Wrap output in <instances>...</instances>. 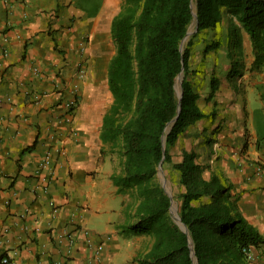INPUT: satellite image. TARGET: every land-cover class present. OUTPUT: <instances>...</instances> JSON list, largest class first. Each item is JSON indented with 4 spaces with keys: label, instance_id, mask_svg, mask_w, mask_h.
Segmentation results:
<instances>
[{
    "label": "crops",
    "instance_id": "1",
    "mask_svg": "<svg viewBox=\"0 0 264 264\" xmlns=\"http://www.w3.org/2000/svg\"><path fill=\"white\" fill-rule=\"evenodd\" d=\"M117 13L116 0H0V259L8 264H139L152 246L146 233L119 235L138 201L117 192L111 176L123 158L100 138ZM204 32L195 49L203 55L190 61L200 69L191 83L204 118L170 154L178 162L183 151L197 153L205 177L229 185L238 213L264 236V69L250 74V39L231 16ZM249 264H264V244Z\"/></svg>",
    "mask_w": 264,
    "mask_h": 264
},
{
    "label": "trees",
    "instance_id": "2",
    "mask_svg": "<svg viewBox=\"0 0 264 264\" xmlns=\"http://www.w3.org/2000/svg\"><path fill=\"white\" fill-rule=\"evenodd\" d=\"M191 1L121 0L111 23L115 54L107 82L112 103L103 117L100 138L111 145V154L117 149L123 158L122 172L111 176L117 192L134 191L138 201L134 222L121 226L119 235L126 240L144 233L153 237L139 264H194L189 241L196 264H249L252 250L264 244V236L238 213L230 186L215 174L206 178L209 166L200 164L194 151H183L178 162L170 152L180 136L204 118L191 83L196 72L190 66L195 37L215 29L225 15L231 16L250 39L254 58L250 74L262 73L264 0H193L198 29L181 52L193 19ZM181 72L178 113L175 84ZM215 82L212 78L209 97L216 91ZM176 116L163 147L166 127ZM161 162L177 174L178 214L188 234L169 212L170 199L157 180Z\"/></svg>",
    "mask_w": 264,
    "mask_h": 264
},
{
    "label": "water",
    "instance_id": "3",
    "mask_svg": "<svg viewBox=\"0 0 264 264\" xmlns=\"http://www.w3.org/2000/svg\"><path fill=\"white\" fill-rule=\"evenodd\" d=\"M190 7L192 9V22L188 28V31L185 35V37L183 38L181 44H180V50L181 52H183V47H184V43L185 41L189 38V36L196 32L198 29V19H197V12L195 9V6L193 4V0L191 1ZM183 67V65H182ZM183 71V68H182ZM183 81V72H181L177 78H176V84H175V90H176V95L178 97L179 100V105H178V113L180 112V99L182 96V88H181V84ZM177 116L167 125L166 130H165V135L163 136L162 142H163V147L165 146V142H166V134L168 133L169 129L171 128V125L176 121ZM158 176L160 178V183L162 188L164 189L166 195L169 197L170 199V208H169V212L170 214L173 216L174 222L179 226V228L186 234H188V229L187 227L181 222L179 214H178V208L174 205L172 196L169 192V188L167 187V181L165 179V176L163 174V169H162V162L159 164L158 167ZM189 246H190V253H191V257H192V261L194 264L197 263V259L195 257V252L193 250V244L191 243V241H189Z\"/></svg>",
    "mask_w": 264,
    "mask_h": 264
},
{
    "label": "rangeland",
    "instance_id": "4",
    "mask_svg": "<svg viewBox=\"0 0 264 264\" xmlns=\"http://www.w3.org/2000/svg\"><path fill=\"white\" fill-rule=\"evenodd\" d=\"M120 4H121V0H116V5H117V7H118V12H119V8H120ZM209 30H210V29H208V30H206V31H209ZM214 31H215V29H214ZM195 33H196V32L192 33V34L189 36V38L185 41L184 44H186V43L190 40V38H192V36H193ZM207 37H208V35L206 36L204 31L201 32L200 34H198V35L195 37V39H194V41H193L194 46H193V49H192V56H191V58H190V59H191V60H190L191 62H192V59H194V58H193L194 54H195V58L197 57V59H200V58H201V55H203V52H202V54H201V51H200L199 53H195V49H196V47L199 46L200 43H202L203 45H205V41L207 40ZM111 39H112V38H111ZM111 41H112V42H111V50H115V44H114L113 40H111ZM212 46H214V44H211V45L209 46L208 51H209V50H213ZM230 50H231V47H230ZM205 53H206V52H205ZM229 57H230L231 60H232V56H231L230 53H228V58H229ZM195 71H199V72H200L199 66L196 67V70H195ZM257 123H258V127L260 128V131L263 130V129H262V125H263V123L260 121V119L257 120ZM263 131H264V130H263ZM261 132H262V131H261ZM217 141H218L217 139L210 138V140H207L206 142L212 146V144L216 143ZM206 142H205V143H206ZM118 154H119V156H121V158H122L121 153L118 152ZM172 158H173L174 161H176V160H177V159H176V154H173V155H172ZM162 169H163V174H164L165 179H166V181H167V187L169 188V192H170V194H171V196H172V199H173L174 205L178 208V204H177V195H179V193L181 192V187H180L179 184H178L177 174H176L175 171L172 170V168H171L170 165H168V164H163V165H162ZM157 180L160 182V178H159L158 174H157ZM160 184H161V183H160ZM171 216H172V215H171ZM172 218H173V216H172ZM173 220H174V219H173Z\"/></svg>",
    "mask_w": 264,
    "mask_h": 264
},
{
    "label": "built area",
    "instance_id": "5",
    "mask_svg": "<svg viewBox=\"0 0 264 264\" xmlns=\"http://www.w3.org/2000/svg\"><path fill=\"white\" fill-rule=\"evenodd\" d=\"M74 106H75V102L74 101H71L69 103V107L72 108ZM48 160H49V158L47 157L46 160L43 163V167H48L49 166L50 162ZM99 253H100V248L96 249V256H99ZM250 259H251V256H250ZM9 260L10 259L7 258V257L1 258L0 259V264H8L9 263Z\"/></svg>",
    "mask_w": 264,
    "mask_h": 264
}]
</instances>
